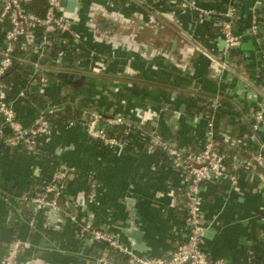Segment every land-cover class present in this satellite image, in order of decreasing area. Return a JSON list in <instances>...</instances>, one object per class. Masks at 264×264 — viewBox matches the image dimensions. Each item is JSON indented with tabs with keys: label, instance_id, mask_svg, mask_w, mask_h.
Listing matches in <instances>:
<instances>
[{
	"label": "crops",
	"instance_id": "1",
	"mask_svg": "<svg viewBox=\"0 0 264 264\" xmlns=\"http://www.w3.org/2000/svg\"><path fill=\"white\" fill-rule=\"evenodd\" d=\"M111 1L77 0V29L87 59L77 64L56 63L51 55L32 57L40 76L30 81L26 98L13 99L23 123L49 105L80 112L70 119H55L48 137L40 138L41 155L0 149V256L3 245L18 237L29 242L20 255L22 264H99L97 258L106 246L83 239L65 219L67 213L110 231L128 246L133 240L128 234L140 231L145 250L137 252L167 255L185 236L180 213L186 204L181 195L185 180L159 153H147L140 145L158 140L198 148L205 117L212 114L219 136L232 133L238 122L247 127L254 92L264 91L260 58L264 23L258 36L248 33L254 0H235L233 28L243 37L229 57L234 66L219 77L207 76V59L196 48L219 49V27L194 15L185 2L223 9L227 0H175L172 5L163 1L154 8ZM261 3L264 8V0ZM4 44L0 30V50ZM18 54L24 57L26 52ZM98 55L105 65L92 70ZM91 59L95 60L90 63ZM20 77L15 78L16 85ZM216 98L220 102L214 110L210 101ZM92 108L127 116L141 108L155 111L156 119L131 134L124 148L104 147L84 131L81 111ZM57 164L69 165L79 174L66 183L68 199L61 200L62 211L55 217L30 207L22 196ZM86 176L98 185L96 203L86 200ZM237 177L235 189L223 180L208 183L201 191L203 248L209 257L231 264H264V201L254 174L240 171Z\"/></svg>",
	"mask_w": 264,
	"mask_h": 264
},
{
	"label": "built area",
	"instance_id": "2",
	"mask_svg": "<svg viewBox=\"0 0 264 264\" xmlns=\"http://www.w3.org/2000/svg\"><path fill=\"white\" fill-rule=\"evenodd\" d=\"M105 1L107 4L113 3L111 0ZM114 1L135 2L148 8H154L163 1L169 5L175 3V0ZM261 1L254 0L251 6L252 21L248 33L254 37L258 36L260 23H264ZM30 4H33V10L29 7ZM185 5L194 15L210 20L219 27L222 39L219 49L208 51L196 46L199 53L207 59V76L219 77L223 71L234 66L229 57L232 51L239 49L243 37L233 28L237 4L235 0H227L223 9L205 8L191 1L185 2ZM78 23V16H71L62 10L60 0H0V30L5 39L0 50V143L8 144L6 148L20 149L31 155H41L44 152L40 138L48 137L51 124L55 121L47 114L60 107L49 105L41 109L30 122L23 123L15 114L13 99L26 98L30 81L40 76L35 71L37 61L31 60L32 57L37 59L51 55L56 63L70 60L77 64L82 63L85 57L87 59L85 44L77 29ZM20 51H25L26 55L22 57L18 54ZM90 55L93 57L92 51ZM260 58L264 67V48L260 52ZM93 60L95 59H91L90 63ZM15 63L24 72L18 80L19 85H16V79L4 78ZM26 63L30 66L27 67V64L23 69ZM94 65L90 66L92 70L104 67V59L98 55ZM262 80L264 84V79ZM254 97L256 101L248 113L247 127H243L240 122L235 123L232 133L222 132L219 136L215 129L214 114L206 116L202 144L198 148L180 147L171 141L158 140L140 145L147 153H155L156 148L160 147V157L185 180L181 191L188 206L187 214L182 220L185 236L167 255L141 254L110 231L84 224L69 213L66 214L65 219L73 224L83 239L105 244V250L97 258L99 264H231L221 258L209 257L203 248L206 223L203 222L201 191L208 183L223 180L235 189L238 173L246 171L254 174L256 187L264 201V91H255ZM218 102L217 98L210 101L214 110L218 107ZM81 119L84 131L91 141L104 147L120 149L128 144L131 134L143 130L148 122L156 119V113L137 108L131 116H127L121 113L106 114L92 108L82 110ZM217 140L230 144L235 151L229 166L224 164L223 155L218 152ZM78 174L69 165L57 164L52 173L41 184L27 191L22 199L26 203H32L37 211L57 209L60 212L61 200L68 199L66 183ZM85 181L86 200L96 203L98 185L91 176H86ZM261 209L264 210V202ZM32 224L31 220L30 225ZM28 246V240L11 238L3 245L0 264H22L20 255ZM111 251L118 259L112 258Z\"/></svg>",
	"mask_w": 264,
	"mask_h": 264
},
{
	"label": "trees",
	"instance_id": "3",
	"mask_svg": "<svg viewBox=\"0 0 264 264\" xmlns=\"http://www.w3.org/2000/svg\"><path fill=\"white\" fill-rule=\"evenodd\" d=\"M29 7L32 10L34 9L33 4H30ZM20 72H21L20 67H18V64L15 63L14 66L11 67L8 70V72L4 75V78L6 80H10V79L13 80V79L21 76ZM79 112H80L79 110L72 111L70 108L69 109L68 108H63V109L59 108V109L55 110L53 113L47 114V116L51 119L64 120V119H68V118L70 119L71 117L77 115ZM216 145L218 148V152L223 155L224 164L229 166L231 161H232V157H231L232 155L231 154H234V152H235L234 149L232 148V146L230 144H225L223 142H220L219 140H217ZM8 146H9L8 144L0 143V149L3 147H8ZM156 153L160 154V147L156 148ZM176 210L179 212V209H176ZM180 210H181L180 211L181 216L185 217L187 214L188 206L186 204H184L181 206ZM262 216L264 217V210L262 212ZM110 254H111L113 259H118L117 257H115V254L113 251H111ZM258 261H259L258 263H261L260 259Z\"/></svg>",
	"mask_w": 264,
	"mask_h": 264
},
{
	"label": "water",
	"instance_id": "4",
	"mask_svg": "<svg viewBox=\"0 0 264 264\" xmlns=\"http://www.w3.org/2000/svg\"><path fill=\"white\" fill-rule=\"evenodd\" d=\"M60 4L62 7V10L69 15L73 16L74 11L77 6V0H60ZM60 75L68 76L66 74L60 73ZM70 76V75H69ZM182 109V106L179 108ZM153 123V121H151ZM30 207L33 206L32 203L29 204ZM34 207V206H33ZM45 212L52 213L55 217L59 216V211L57 209H47ZM130 237H132V241H129V247L136 250V251H143L145 250L144 242L141 238V232L140 231H132L128 234Z\"/></svg>",
	"mask_w": 264,
	"mask_h": 264
},
{
	"label": "flooded vegetation",
	"instance_id": "5",
	"mask_svg": "<svg viewBox=\"0 0 264 264\" xmlns=\"http://www.w3.org/2000/svg\"><path fill=\"white\" fill-rule=\"evenodd\" d=\"M74 16H78V11H77V9H75V11H74V14H73Z\"/></svg>",
	"mask_w": 264,
	"mask_h": 264
},
{
	"label": "rangeland",
	"instance_id": "6",
	"mask_svg": "<svg viewBox=\"0 0 264 264\" xmlns=\"http://www.w3.org/2000/svg\"><path fill=\"white\" fill-rule=\"evenodd\" d=\"M152 28V26H150ZM130 34V33H129ZM130 137V136H129Z\"/></svg>",
	"mask_w": 264,
	"mask_h": 264
}]
</instances>
